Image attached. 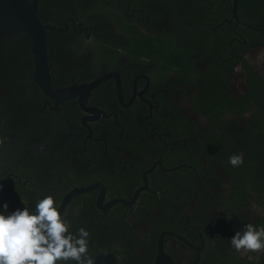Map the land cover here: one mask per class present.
Masks as SVG:
<instances>
[{
  "label": "flooded vegetation",
  "instance_id": "af4514ba",
  "mask_svg": "<svg viewBox=\"0 0 264 264\" xmlns=\"http://www.w3.org/2000/svg\"><path fill=\"white\" fill-rule=\"evenodd\" d=\"M158 1L64 2L73 15L56 27L82 37L65 45L50 40L52 86L104 80L88 96L58 105L40 89L42 105L32 108L44 127L41 136L32 130L27 141L11 132L1 134V143L7 148L17 136L13 144H26L32 161L43 159L45 174L35 177L33 168V198L51 187L59 208L75 188L95 187L74 192L61 212L70 226L91 220L93 229H84L93 259L107 253L116 264H261L264 253L236 252L230 239L246 224L264 227V141L260 146L246 136L264 102V57H258L264 43H250L237 21L234 40L242 38L245 51L240 56L232 38L237 51L221 59L219 24L212 27L215 51L201 54L195 46L208 24L190 15L207 7L200 0ZM173 1L186 6L175 11L162 4ZM81 8L84 15L76 13ZM225 21L232 23V16ZM242 99L250 111L233 112ZM208 106L219 115L208 114ZM236 154L244 158L239 167L229 162ZM0 165L8 171L3 180L15 190V179L25 186ZM48 173L56 174L53 183ZM159 190L170 207H153Z\"/></svg>",
  "mask_w": 264,
  "mask_h": 264
},
{
  "label": "trees",
  "instance_id": "16d2710c",
  "mask_svg": "<svg viewBox=\"0 0 264 264\" xmlns=\"http://www.w3.org/2000/svg\"><path fill=\"white\" fill-rule=\"evenodd\" d=\"M66 1L67 0H62V2L59 4L53 3L51 6H49L48 0H39L38 6L42 22L45 24L52 23L58 27H65L63 24L64 18L66 16L73 15L72 6L70 4L66 5L64 3ZM208 1L209 3H207L205 0H200V4L207 8L198 10L195 14L190 15L195 23L203 22L208 24V31L203 33L204 40H200L195 46V49L200 51L201 54L214 52L216 46H214V42H211V39L216 38L215 33L219 31V34H222V39L219 44V48L221 50L219 55L222 56L221 59H224L226 56H230V52L234 54V52L237 50L241 56L245 51L247 44L244 43L242 38H240V41L234 40L237 34L234 33L233 28L237 21L232 20V23L230 24H228L227 21L224 22L225 18L231 19L232 0ZM162 4L175 11H178L179 7L186 6L184 3H179L178 1L164 2ZM216 9H218L217 13L211 14V11L215 12ZM85 10V8H81L80 10L77 9L76 13L84 15ZM237 15L240 21L237 31L245 35L250 43H264V0H238ZM192 19L189 20L192 21ZM219 24H222L221 27L217 31H214L212 27ZM81 37V33H75L73 29H71L70 32L56 31L51 29L48 32L47 47L49 49L50 40L52 38L61 40L62 45H65L70 41H72L73 44ZM232 38L233 47L238 45L237 50H233L232 46L229 45V41ZM31 48L29 36L25 33H22L15 39L9 41L2 48L0 53V119H3L0 121V136L1 134L5 135L12 132L11 135H27L26 140L28 141V137L31 136L32 130L35 132L33 135L37 137H40V133L42 130H44L40 118L36 116L37 110L32 108L34 106L40 107L42 105L44 94L41 92L40 88L33 79L34 60L31 53ZM228 61L229 59L227 62ZM230 63H232V61ZM230 66L231 64L226 65L227 68ZM245 67L247 70L256 69L255 67L250 68L248 65H246V63ZM212 71L216 72L217 70L213 68ZM223 72L226 73V70L223 69ZM3 89L6 90L5 93H3ZM209 96L213 101H216L211 93H209ZM261 103L262 105L255 109L252 114L254 126H251V132L254 136L246 132V136L257 142L260 146H262V142L264 141V102ZM248 104L249 102L242 99L240 101L241 107L233 110V112H249L250 109L247 107ZM204 109L208 114H212L214 117L219 115L218 110L209 108V106ZM13 139H18V137L14 136ZM14 140H11L9 146L5 148L3 142L1 143L0 139V162L5 166L8 165L11 173L18 174L22 182H26L24 184L25 186H23L17 184V179H15L16 192L20 195L30 212H34L37 201L42 199L44 196L51 194L52 188L45 187L43 194L37 195L35 198H33L35 193V187L32 186L33 168H36L35 177L42 176L46 171L44 169V165L39 169V162L44 161L42 158L38 159L37 157H35V160L32 161V157L28 155V152H26L28 150L27 145L24 143L13 144ZM6 174H8V171H5L3 166L0 165V176L5 178ZM49 175L50 179L48 180L50 183H53V181L56 180V174L54 173ZM168 187L169 186H164L162 190L166 191ZM132 189H135V187H132ZM246 196L247 193L243 192L242 197L244 198ZM152 198L154 199L153 207H161L160 203H162L165 207H170V205L166 203L168 197L164 196L160 190L154 194L152 193ZM169 209L170 208H165V211H168ZM79 222V224L76 222L69 227V232L73 235H78L81 225H83V228L84 225H89L91 229H93L91 220L82 217L81 220L79 219ZM114 228L117 230V232H120L116 226H114ZM88 253L90 255L89 247ZM68 264H75V262L69 261Z\"/></svg>",
  "mask_w": 264,
  "mask_h": 264
},
{
  "label": "clouds",
  "instance_id": "9594fccd",
  "mask_svg": "<svg viewBox=\"0 0 264 264\" xmlns=\"http://www.w3.org/2000/svg\"><path fill=\"white\" fill-rule=\"evenodd\" d=\"M243 159L242 154H236L229 162L239 167ZM69 227L52 195L39 199L34 212L27 207L10 212L8 203H3L0 264H94L88 253L89 232L81 227L78 235H73ZM230 245L236 252L264 253V227L244 225L243 231H237L230 239Z\"/></svg>",
  "mask_w": 264,
  "mask_h": 264
},
{
  "label": "water",
  "instance_id": "95a60500",
  "mask_svg": "<svg viewBox=\"0 0 264 264\" xmlns=\"http://www.w3.org/2000/svg\"><path fill=\"white\" fill-rule=\"evenodd\" d=\"M237 11L238 0H232V20L239 21ZM51 29L57 31L62 30L53 24H45L42 22L38 0H0V53L9 41L25 33L29 36L32 47L31 53L34 60L33 77L43 93L53 98L56 105L78 95L83 96L84 94L88 96L91 89L104 80V77L88 84L60 88H54L52 86L50 56L47 49L48 31ZM0 186H2V189H0V212H2V205L5 202L8 203L10 212L17 208L23 209V207H26L24 201L12 187L9 180L5 181L0 177ZM93 188L95 187L75 188L65 197L58 211L60 213L62 212L67 199L74 192H87ZM101 258L107 262L106 264H116L114 258L110 257L107 253H102L94 257V264H98ZM158 263L160 264L161 262ZM261 264H264V260Z\"/></svg>",
  "mask_w": 264,
  "mask_h": 264
},
{
  "label": "rangeland",
  "instance_id": "374dc122",
  "mask_svg": "<svg viewBox=\"0 0 264 264\" xmlns=\"http://www.w3.org/2000/svg\"><path fill=\"white\" fill-rule=\"evenodd\" d=\"M258 57H259V61L261 62L263 57H264V55L263 54H259Z\"/></svg>",
  "mask_w": 264,
  "mask_h": 264
}]
</instances>
